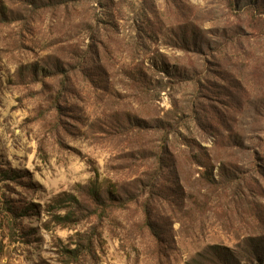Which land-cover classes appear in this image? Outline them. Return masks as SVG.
Returning <instances> with one entry per match:
<instances>
[{"label":"rangeland","instance_id":"374dc122","mask_svg":"<svg viewBox=\"0 0 264 264\" xmlns=\"http://www.w3.org/2000/svg\"><path fill=\"white\" fill-rule=\"evenodd\" d=\"M260 261L264 0H0V264Z\"/></svg>","mask_w":264,"mask_h":264},{"label":"trees","instance_id":"16d2710c","mask_svg":"<svg viewBox=\"0 0 264 264\" xmlns=\"http://www.w3.org/2000/svg\"><path fill=\"white\" fill-rule=\"evenodd\" d=\"M92 195H93V196L97 199V201L99 202L100 197H99L98 193H97L96 191H92ZM260 263H261V264H264V263H262L261 261H260Z\"/></svg>","mask_w":264,"mask_h":264}]
</instances>
